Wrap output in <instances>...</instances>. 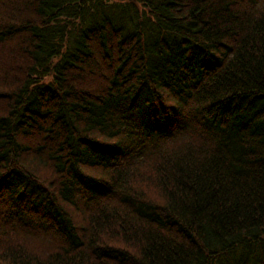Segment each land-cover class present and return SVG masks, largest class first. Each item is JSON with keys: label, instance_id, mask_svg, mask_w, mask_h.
<instances>
[{"label": "trees", "instance_id": "obj_1", "mask_svg": "<svg viewBox=\"0 0 264 264\" xmlns=\"http://www.w3.org/2000/svg\"><path fill=\"white\" fill-rule=\"evenodd\" d=\"M0 264H264V0H0Z\"/></svg>", "mask_w": 264, "mask_h": 264}]
</instances>
